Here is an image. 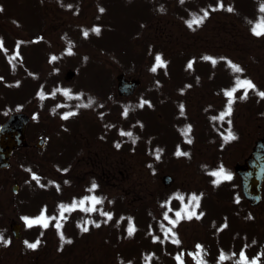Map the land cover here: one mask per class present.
I'll use <instances>...</instances> for the list:
<instances>
[{"label": "rangeland", "instance_id": "rangeland-1", "mask_svg": "<svg viewBox=\"0 0 264 264\" xmlns=\"http://www.w3.org/2000/svg\"><path fill=\"white\" fill-rule=\"evenodd\" d=\"M3 2L0 125L11 113L25 111L32 116V142L41 135L50 142L40 153L19 152L12 167L0 171V211L6 212L0 227L10 232L12 218L29 209L20 210L15 201H34L35 213L57 201H75L76 207L66 211L69 222L57 229L51 225L47 232L50 254L39 255L25 239L13 242L2 233L8 242L0 244L8 248L0 246V264H245L238 251L246 249L247 260L257 253L264 264V187L262 203L251 207L234 174L254 143L264 139V97L259 95L264 92V35L253 32L264 23V0ZM204 11L203 22L189 27ZM34 22L43 34L39 45L32 40L40 31L33 30ZM158 55L166 67L157 66ZM232 64L243 71L236 73ZM69 69L76 73L72 80L65 78ZM123 72L142 80L127 99L116 92V75ZM238 79L255 87L238 86ZM37 85L45 93L52 87L55 95L35 99ZM233 90L227 115L226 92ZM146 119L133 134L138 146H126L122 133L128 120ZM229 133L236 138L226 141ZM60 147L66 150L60 153ZM221 168L230 179L211 175ZM164 175L174 179L169 187L162 183ZM94 178L99 182L88 191ZM14 183L23 186L16 195ZM40 186L48 192L39 196ZM94 199L104 201L101 211L111 216L104 223L115 221L116 232L90 223L88 201ZM56 215L59 225L61 210ZM86 218L89 227L83 222L75 230L73 224ZM183 255L185 263L176 260Z\"/></svg>", "mask_w": 264, "mask_h": 264}, {"label": "water", "instance_id": "water-1", "mask_svg": "<svg viewBox=\"0 0 264 264\" xmlns=\"http://www.w3.org/2000/svg\"><path fill=\"white\" fill-rule=\"evenodd\" d=\"M73 73H68V77ZM118 92L120 95H130L139 86L137 79L129 80L125 75H119ZM29 118L25 114L13 115L2 127L0 132V168L9 166L11 154L15 148L25 145V129ZM236 172L242 176V192L252 206L261 201V187L264 180V145L258 141L250 157L245 160V166H238ZM168 184L170 178L165 177Z\"/></svg>", "mask_w": 264, "mask_h": 264}, {"label": "snow or ice", "instance_id": "snow-or-ice-1", "mask_svg": "<svg viewBox=\"0 0 264 264\" xmlns=\"http://www.w3.org/2000/svg\"><path fill=\"white\" fill-rule=\"evenodd\" d=\"M181 3H183V0H181ZM222 6V5H221ZM228 11H232V9L231 8H228L227 9ZM261 11H264V6H262L261 7V9H260ZM102 11V10H101ZM207 15H208V12L207 11H204V13H203V17H193V20H192V22L191 23H189V27H191V25H192V23H196V24H199V23H202L203 22V18H206L207 17ZM92 31H94V32H96L97 34H99V31H100V29L99 28H94V29H92ZM253 32H254V34L255 35H257V36H260V35H264V23H262V24H260V25H257L254 29H253ZM85 34V36H87V32H85L84 33ZM3 47V42L2 41H0V48H2ZM70 49H71V45H69V54H72L71 53V51H70ZM52 59L53 60H55L56 59V57L55 56H53L52 57ZM205 59H211V58H209V57H205ZM156 61H157V66H159V67H166V62L162 59V57L161 56H157L156 57ZM213 62H215V61H213ZM230 64H231V62H229ZM232 66V68H233V70L236 72V73H241L243 70H242V68H240L238 65H234V64H232L231 65ZM188 67L189 68H191L192 67V65H191V63L188 65ZM152 71H156V67H153V69H152ZM237 85L238 86H244L246 89H252V88H254L255 87V85L251 82V81H249V80H243V81H241V80H237ZM234 91L235 90H233V91H228V92H226V95L230 98V101H229V106H228V111H227V115H230L231 114V102H232V98L234 97ZM64 95H68V92H65L64 93ZM259 95H261L262 97H264V92H261V93H259ZM247 96V92L245 91V94H244V97H246ZM85 107H87V106H89V105H84ZM142 106V105H141ZM127 109H125V115H127ZM181 111H183V106H181ZM75 113H70L69 115H74ZM224 115H225V113H222L221 114V116H220V119H223L224 118ZM68 118V116L66 115L65 117H64V119H67ZM191 132V126H188L185 130H184V135L187 137L188 136V134ZM129 135V136H131L132 134L131 133H122V135ZM236 137L233 135V134H231V133H229V135L227 136V137H225V140L226 141H229V140H233V139H235ZM187 142H189V143H191V140L190 139H188V141ZM177 155H187V153H181V152H177ZM159 158V155H157V159ZM211 175H213V176H216V177H222L223 179H230L231 178V176L230 175H228V174H226L225 172H224V169L223 168H221V170L219 171V172H213V173H211ZM34 179H39V178H37V177H33ZM217 183H219V179L217 180ZM95 187V184L93 185V188ZM180 199H183V197H179ZM191 200H193V201H197V205H198V200H199V197L197 196V195H195V194H193L192 196H191ZM95 202H97V203H99V201H95ZM76 205L75 204H73L71 207H69V206H66V205H60V209H61V217H63V213L65 212V211H70L71 210V208H74ZM45 212H46V210H42V213H41V215L38 217V218H36V219H34V220H28L27 221V223L29 224V226H32L33 224H40L42 227H48V222H49V220H55L56 219V217L55 216H53V217H47L46 215H45ZM178 217L180 216V213H177L176 214ZM109 218H111V217H109ZM166 219H167V217H165ZM187 218H191V214H188V217ZM197 218H199V217H197ZM171 223H173V225L176 223V221H171ZM97 227H99V225L97 224L96 225ZM83 231H88V229L85 227V228H83ZM133 231H134V228H129V235H131L132 233H133ZM62 235V234H61ZM62 239H63V236H62ZM0 242H4V243H7L6 241H4L3 240V237L2 236H0ZM67 242H71V241H67ZM176 243H179V241H175ZM26 243V246L28 247V248H31V249H35L37 246H38V244H39V241H37L36 243H29V242H25ZM197 247L198 248H201V246L200 245H197ZM241 256H242V258L244 259V260H246L247 258L246 257H243V254H241ZM177 259H180L179 257H177ZM201 264H203V262H201Z\"/></svg>", "mask_w": 264, "mask_h": 264}, {"label": "flooded vegetation", "instance_id": "flooded-vegetation-1", "mask_svg": "<svg viewBox=\"0 0 264 264\" xmlns=\"http://www.w3.org/2000/svg\"><path fill=\"white\" fill-rule=\"evenodd\" d=\"M29 149V148H28ZM25 151H27V149H24ZM24 150H20V151H24ZM34 153H37V152H39V151H37V150H34L33 151ZM2 248H8L7 246H4V245H2ZM46 246L45 247H43L41 250H43L44 252H45V250H46Z\"/></svg>", "mask_w": 264, "mask_h": 264}]
</instances>
